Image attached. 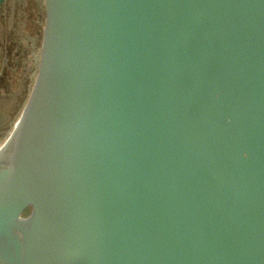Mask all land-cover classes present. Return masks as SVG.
Wrapping results in <instances>:
<instances>
[{"label":"water","instance_id":"water-1","mask_svg":"<svg viewBox=\"0 0 264 264\" xmlns=\"http://www.w3.org/2000/svg\"><path fill=\"white\" fill-rule=\"evenodd\" d=\"M36 5L0 264H264V0Z\"/></svg>","mask_w":264,"mask_h":264},{"label":"rangeland","instance_id":"rangeland-1","mask_svg":"<svg viewBox=\"0 0 264 264\" xmlns=\"http://www.w3.org/2000/svg\"><path fill=\"white\" fill-rule=\"evenodd\" d=\"M37 1L8 0L0 8V144L27 96L29 77L31 81L34 77L39 46L32 14Z\"/></svg>","mask_w":264,"mask_h":264},{"label":"trees","instance_id":"trees-1","mask_svg":"<svg viewBox=\"0 0 264 264\" xmlns=\"http://www.w3.org/2000/svg\"><path fill=\"white\" fill-rule=\"evenodd\" d=\"M1 80H5V78H2Z\"/></svg>","mask_w":264,"mask_h":264}]
</instances>
